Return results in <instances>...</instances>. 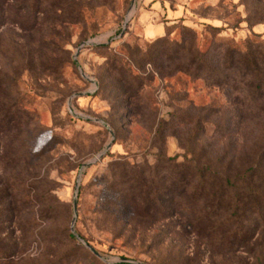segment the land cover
<instances>
[{
	"label": "rangeland",
	"instance_id": "rangeland-1",
	"mask_svg": "<svg viewBox=\"0 0 264 264\" xmlns=\"http://www.w3.org/2000/svg\"><path fill=\"white\" fill-rule=\"evenodd\" d=\"M0 13V264H264V0Z\"/></svg>",
	"mask_w": 264,
	"mask_h": 264
},
{
	"label": "trees",
	"instance_id": "trees-1",
	"mask_svg": "<svg viewBox=\"0 0 264 264\" xmlns=\"http://www.w3.org/2000/svg\"><path fill=\"white\" fill-rule=\"evenodd\" d=\"M0 16H1V13H0ZM184 164L186 167H191V164H187V163H184ZM221 189L222 191H224V189H226V184L224 185L222 184ZM250 189L245 193V197L248 199V203H250V208L255 206L256 210L254 211H256L259 214L260 219L264 221V193L256 189H252V188ZM241 196H243V194ZM251 203L253 204V206L251 205ZM239 232H240L239 230H234V233L230 240L232 244L236 241L237 238H240L241 241H244V239L246 240L247 238L251 236L250 233L248 232H245V234H243L242 232L241 235L239 234ZM238 235H240L241 237H237Z\"/></svg>",
	"mask_w": 264,
	"mask_h": 264
},
{
	"label": "water",
	"instance_id": "water-1",
	"mask_svg": "<svg viewBox=\"0 0 264 264\" xmlns=\"http://www.w3.org/2000/svg\"><path fill=\"white\" fill-rule=\"evenodd\" d=\"M88 43H90L89 40L84 42V44H88ZM99 120L102 121L104 123V125H106L107 127H110V124L107 121H105L104 119H99ZM108 147H110V145ZM107 148H105L103 151H101L100 153H98V155L96 157L90 159L85 164L87 165V164L92 163V162L96 161L97 159H99L101 156L104 155V153L106 152ZM79 185H80V178L78 179V182H77L76 195L74 197V209H75V213H74V217H73V226H72L73 227V230H75V222H76V219H77V216H78L77 215V210H78V191H79Z\"/></svg>",
	"mask_w": 264,
	"mask_h": 264
}]
</instances>
